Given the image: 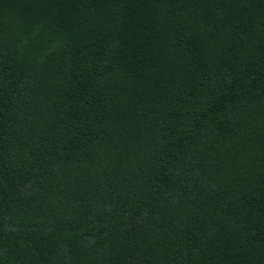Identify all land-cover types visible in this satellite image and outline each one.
I'll return each instance as SVG.
<instances>
[{
    "label": "trees",
    "instance_id": "1",
    "mask_svg": "<svg viewBox=\"0 0 264 264\" xmlns=\"http://www.w3.org/2000/svg\"><path fill=\"white\" fill-rule=\"evenodd\" d=\"M0 264H264V0H0Z\"/></svg>",
    "mask_w": 264,
    "mask_h": 264
}]
</instances>
